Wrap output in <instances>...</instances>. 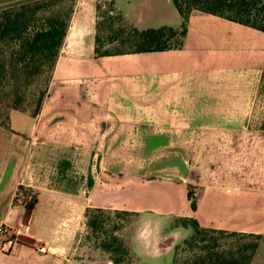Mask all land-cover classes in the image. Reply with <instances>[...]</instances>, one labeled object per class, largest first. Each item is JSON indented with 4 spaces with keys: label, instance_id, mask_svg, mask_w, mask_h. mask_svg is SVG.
Returning a JSON list of instances; mask_svg holds the SVG:
<instances>
[{
    "label": "crops",
    "instance_id": "obj_1",
    "mask_svg": "<svg viewBox=\"0 0 264 264\" xmlns=\"http://www.w3.org/2000/svg\"><path fill=\"white\" fill-rule=\"evenodd\" d=\"M112 2L138 30L182 21L172 0ZM96 4L75 0L38 113L21 111L16 127L12 110L10 127L0 126V224L30 239L0 249V264H67L90 207L138 214L130 245L140 264L173 259L192 233L173 224L179 217L264 237V33L192 9L179 48L98 55ZM115 25L99 35L117 38ZM107 135L119 145L147 137L148 152L178 151L179 177L138 170L119 192L103 193L95 173L105 166ZM20 185L37 193L28 222L25 204L13 201Z\"/></svg>",
    "mask_w": 264,
    "mask_h": 264
},
{
    "label": "trees",
    "instance_id": "obj_2",
    "mask_svg": "<svg viewBox=\"0 0 264 264\" xmlns=\"http://www.w3.org/2000/svg\"><path fill=\"white\" fill-rule=\"evenodd\" d=\"M181 16L180 27L161 26L138 30L118 27L117 38L108 40L129 42L135 45L131 51H155L179 48L187 30L188 16L192 9H199L256 28L264 33V0H172ZM75 0H0V123L10 127V112L18 110L35 116L46 95L51 72L65 38ZM99 12V5L96 4ZM102 16V14H101ZM106 16V15H105ZM119 19L124 18L119 14ZM106 27L111 29L113 21ZM95 38V52L101 51L100 22ZM32 191L20 185L19 194ZM25 193V192H24ZM190 206L196 208V197L188 187ZM37 193L24 199L26 208L33 209ZM126 217L134 214L127 210L90 207L86 210L88 232L100 238L99 247L110 255L114 264H120L122 256L129 253V244L114 234L123 224L110 225L109 213ZM181 224L190 227L192 233L174 248L170 264H251L262 235L202 227L195 218L181 217ZM179 225V224H175ZM2 227H5L1 224ZM7 228V227H6ZM8 229V228H7ZM12 232L8 229V233ZM5 235V234H3ZM15 240L11 233L6 240ZM18 244H29L15 240Z\"/></svg>",
    "mask_w": 264,
    "mask_h": 264
},
{
    "label": "rangeland",
    "instance_id": "obj_3",
    "mask_svg": "<svg viewBox=\"0 0 264 264\" xmlns=\"http://www.w3.org/2000/svg\"><path fill=\"white\" fill-rule=\"evenodd\" d=\"M75 4V2H74ZM97 4L99 5V12H98V21L100 22V31H105L110 22L113 21L114 24L118 25V27H122L126 30L129 29L130 25L126 22H122L119 19V14L116 13L113 9V2L112 0H97ZM74 9V8H73ZM112 10V12H110ZM102 14V16H101ZM106 15V16H105ZM72 16V14H71ZM115 25V26H116ZM117 27V26H116ZM104 34V33H103ZM102 44L100 45L101 51H131L135 48V45L125 42L121 43L120 41L115 40H108L105 36L102 37ZM11 113V112H10ZM11 121L12 126H22L23 118L21 111L14 110L12 112ZM1 120V119H0ZM3 119L0 123L4 122ZM1 126V125H0ZM4 127V126H3ZM8 129V128H7ZM122 142L119 145L118 140L119 137L115 136H105L103 138L107 142L106 151L102 153V159L104 160V167L97 168L95 173V181L97 182L98 189H102L103 193L105 194H113L115 190L119 192L122 188L125 187L124 182L130 181L131 177L134 173L140 172L143 173L144 178H150L157 176L168 177L171 179H177L179 177V169H178V161L175 159L176 156L179 155L178 151H167V150H160L156 149L155 151H147L146 146H144V140L147 137H139L138 139H133L130 136L121 137ZM98 139V138H97ZM117 141V143H116ZM116 143V145H115ZM106 144V143H105ZM133 149H138V151H133ZM184 155V153H181ZM97 159V157H96ZM170 163V170L162 168V162ZM171 160V162H170ZM117 161H122V167L114 166ZM138 163V166H136ZM123 183V184H122ZM190 187L191 191L193 192V196L196 197L195 194V187ZM28 188V187H26ZM31 189V188H29ZM25 192V193H24ZM20 193L19 199L17 202H24V199H30L34 193L32 191H24ZM113 211V210H111ZM32 210L27 208V215L26 220L29 221L30 215ZM109 223L110 225L115 224H123L124 226L115 231L114 234L117 237H122L127 244H129V253L125 256H122V260H120V264H140L137 256L135 255L134 251L130 245V239L134 232L136 231L137 227L139 226V216L137 213L127 215L126 217H121L116 215L115 213H109ZM182 218L174 219L173 224H181ZM10 233L0 236V249L3 251L10 252V244L7 243L6 239L9 238ZM80 234V239L76 241V250L72 258L69 259L67 264H114L111 259L110 255L103 251L100 245V238L95 237L91 231L88 232L86 229L83 230ZM16 241L19 240L21 242H30V239L24 237L22 235L16 234ZM189 237V235L187 236ZM186 237V238H187ZM183 241V240H182ZM181 241V242H182ZM5 242V243H3ZM180 242V243H181ZM178 243V244H180ZM16 244H18L16 242ZM167 257H164L166 260ZM174 258V256H173ZM169 261H165V264H170L173 260L168 259ZM251 264H264V237L262 236L260 241V248L257 250L256 255L254 256Z\"/></svg>",
    "mask_w": 264,
    "mask_h": 264
},
{
    "label": "built area",
    "instance_id": "obj_4",
    "mask_svg": "<svg viewBox=\"0 0 264 264\" xmlns=\"http://www.w3.org/2000/svg\"><path fill=\"white\" fill-rule=\"evenodd\" d=\"M7 233H8V229L6 228V226L2 227L0 224V236H2L3 234H7ZM6 242L10 244V247H9L10 249L14 246V244H16L15 240H11V239L7 240Z\"/></svg>",
    "mask_w": 264,
    "mask_h": 264
}]
</instances>
